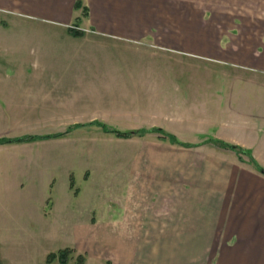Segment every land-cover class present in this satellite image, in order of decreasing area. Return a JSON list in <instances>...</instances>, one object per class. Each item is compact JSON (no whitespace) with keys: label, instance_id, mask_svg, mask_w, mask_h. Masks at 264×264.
<instances>
[{"label":"crops","instance_id":"0c3cea01","mask_svg":"<svg viewBox=\"0 0 264 264\" xmlns=\"http://www.w3.org/2000/svg\"><path fill=\"white\" fill-rule=\"evenodd\" d=\"M79 1L0 0V98L132 107L182 145L153 142L165 156L130 206L80 222L95 237L70 247L106 264H264V29L198 28L231 0ZM248 16L264 21L235 23Z\"/></svg>","mask_w":264,"mask_h":264},{"label":"rangeland","instance_id":"374dc122","mask_svg":"<svg viewBox=\"0 0 264 264\" xmlns=\"http://www.w3.org/2000/svg\"><path fill=\"white\" fill-rule=\"evenodd\" d=\"M259 2L231 0L227 7H218L220 12L216 7L218 20L208 27L209 22H199L198 28L246 25L262 30L264 21H249V16L246 24L235 23L241 13L260 17L264 0ZM262 52L258 48L248 56L255 59ZM93 103L88 101L78 109L75 104L64 108L60 101L26 102L25 109L18 110V102L0 98V242H4L5 263L45 264L43 256L70 248V264H77L79 256L85 257L83 264H106L94 252L78 253L70 247L95 237L90 229L86 234L79 230L80 222H95L96 217H109L118 210L121 214L133 200L127 196L128 190L131 195L138 190L143 182L136 180L154 174L153 168L157 171L158 166L151 163L157 164L165 156L162 147L153 142L180 143L176 138L172 142L169 133L141 127L151 119L137 116L132 107H128L131 115L119 111L113 117ZM134 107L139 109L137 103ZM155 113L158 119L159 110ZM125 133L128 135L123 136ZM20 137L22 141L7 142ZM138 200L132 205L139 212L150 207L148 197L145 202Z\"/></svg>","mask_w":264,"mask_h":264},{"label":"trees","instance_id":"16d2710c","mask_svg":"<svg viewBox=\"0 0 264 264\" xmlns=\"http://www.w3.org/2000/svg\"><path fill=\"white\" fill-rule=\"evenodd\" d=\"M75 6L76 7L80 6V1L79 0H76ZM148 131H158V132L164 133V131L162 129H160V128L149 129ZM122 135L123 136H127L128 134L125 133V134H122ZM170 139L172 140V142H177L175 137L172 136V135L170 136ZM22 140H23V138L20 137L18 139H8L7 142H9V143H11V142H19V141H22ZM217 142L223 147H228V148H231V149L239 150L241 152H246L241 147H239L237 145L229 144V143L221 141V140H217ZM179 144L182 145V143H179ZM251 160L253 161V159H251ZM253 163H254V165L256 166V168L259 171L264 173V168H262L260 165H258L255 161H253ZM71 251L72 250L70 248L59 249L56 253H49L48 256H47V260L50 261L53 258H57L59 260L60 264H70V263H68L67 259H69V254H70ZM83 262H84V257L83 256H79L78 260H77V264H83Z\"/></svg>","mask_w":264,"mask_h":264}]
</instances>
